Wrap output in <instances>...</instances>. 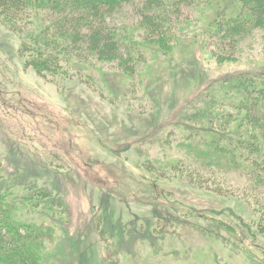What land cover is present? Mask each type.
Returning a JSON list of instances; mask_svg holds the SVG:
<instances>
[{
  "label": "rangeland",
  "instance_id": "rangeland-1",
  "mask_svg": "<svg viewBox=\"0 0 264 264\" xmlns=\"http://www.w3.org/2000/svg\"><path fill=\"white\" fill-rule=\"evenodd\" d=\"M198 1L173 13L169 27L176 42L170 56L158 45H149L147 64L133 76L115 63L73 54L60 57L62 70L57 75H40L26 67L27 56L21 50L27 34L40 25L27 24L22 33H14L0 22V174L7 185L17 178L26 182L13 189L22 220L54 227L49 251L55 252L54 264H264V235L251 225L258 214L243 207L248 197L243 176L211 170L203 173L208 182L196 190L182 180L164 178L161 197L148 192L142 178L147 173L136 167L147 156L161 153L164 132L182 136L186 131L179 126L199 119L206 104L195 96L212 81L264 69L260 31L238 47H227L235 61L211 59V39L202 35L213 14L211 3ZM141 18L138 4L126 5L109 23L120 34L140 40ZM192 73L195 79L189 81L187 74ZM161 126L168 129L155 138ZM170 155L183 156L176 149ZM87 171L97 176L95 180L111 181L113 194L90 183ZM57 186L70 211L60 214L70 222L63 227L49 217L61 210L56 205L48 202L36 208L35 201L25 200L39 190L59 195ZM190 206L207 214L183 217ZM211 208L218 212L212 214ZM230 208L231 214L226 210ZM158 217L162 223H157ZM222 218L224 223L219 222ZM109 219L112 237L107 236ZM156 223L159 233L154 231ZM70 234L78 238V254L68 249Z\"/></svg>",
  "mask_w": 264,
  "mask_h": 264
},
{
  "label": "trees",
  "instance_id": "trees-1",
  "mask_svg": "<svg viewBox=\"0 0 264 264\" xmlns=\"http://www.w3.org/2000/svg\"><path fill=\"white\" fill-rule=\"evenodd\" d=\"M195 1L198 0H0V22L14 33H22L27 24L40 25L33 33L27 34L28 40L21 44L22 55L27 56L26 67L31 66L40 75H57L62 70L60 57L73 54L85 60L115 63L123 72L133 76L147 64L149 45H158L165 56H170L176 42L169 27L172 17L176 16L173 13L183 4L192 5ZM205 1L211 3L213 13L202 31L204 38L211 39L208 44L211 59L220 63L235 61L234 56L227 54L228 46L232 49L238 47L255 31L264 33V0ZM133 4H138L140 9L142 18L138 26L142 40L120 34L117 27L109 23L114 13ZM187 76L189 81L195 79L193 73ZM195 97L199 103L206 104L198 114L199 119L186 120L188 126L180 125L179 128L186 131L182 136L171 130L165 134L168 127H158L159 133L156 132L154 137L162 138L164 132L160 140L163 150L159 155L147 156L142 163H137L136 167L147 173L142 178L150 190L145 188L153 195L160 193L162 197L164 191L161 188L165 182L161 179L173 177L196 190L208 182L209 177L203 173L211 170L236 172L247 181L244 188L248 197L243 199L244 205L240 204L244 208L247 206L245 209L250 214H258L251 225L257 233L264 235V199L258 198L264 196V69L212 81L206 91ZM144 139L137 143L142 145ZM131 145L129 143L128 147ZM174 149L183 155L182 158L171 159L170 153ZM192 163L195 166L188 167L187 164ZM28 166L34 169L31 164ZM86 174L90 183H96V187L104 190L102 193L113 194L115 185L111 181L105 183L100 178L95 180L97 176L88 171ZM25 183L17 178L7 185L0 174V264H54L52 253L55 252H49L55 240L54 227H46L44 222L24 221L18 215L15 201L19 197L15 196L13 189L16 185L25 186ZM54 190L60 196L54 191L39 190L25 200L35 201L33 206L36 208L41 204L56 205L61 210L49 217L55 226L63 227L70 222L61 215L70 211L61 201L59 186ZM115 193L121 194L122 191ZM170 195L169 192L165 197ZM210 210L212 214L218 212L217 208ZM226 210L230 214L233 212L231 208ZM181 214L196 219L200 218L198 214L207 213L190 206ZM162 219L158 217L157 223ZM212 220L218 222V219ZM110 221L113 220H108L107 227ZM223 221L224 218L219 220ZM157 223L154 231L159 233ZM108 228L107 236L112 237L113 228ZM63 231L69 230L65 228ZM67 237L68 249L74 254L80 253L75 234Z\"/></svg>",
  "mask_w": 264,
  "mask_h": 264
}]
</instances>
